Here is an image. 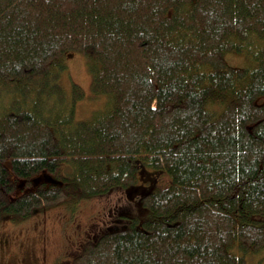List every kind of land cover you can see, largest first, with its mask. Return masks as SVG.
<instances>
[{
    "label": "trees",
    "instance_id": "trees-1",
    "mask_svg": "<svg viewBox=\"0 0 264 264\" xmlns=\"http://www.w3.org/2000/svg\"><path fill=\"white\" fill-rule=\"evenodd\" d=\"M149 169L138 212L71 264H264V0H0V218Z\"/></svg>",
    "mask_w": 264,
    "mask_h": 264
},
{
    "label": "rangeland",
    "instance_id": "rangeland-1",
    "mask_svg": "<svg viewBox=\"0 0 264 264\" xmlns=\"http://www.w3.org/2000/svg\"><path fill=\"white\" fill-rule=\"evenodd\" d=\"M228 59L235 65L243 62L240 57L232 56ZM65 61L68 76L61 77L59 82L65 87L64 90L70 89L73 82L87 90L85 99L77 103L76 107L78 118L84 120L81 117L88 116L96 104V101H92L90 92L88 61L84 55L76 53L67 54ZM148 171L140 174L139 183L150 178L153 170ZM125 191L117 189L107 196L86 201L74 212L68 206H51L36 211L26 220L13 216L1 217L0 264H69L68 261L82 244L98 238L113 224L122 225L125 222L124 217L127 216H120L118 219L117 214L133 215L136 207L126 202L128 197ZM136 193L131 190L128 194L134 197ZM143 193L142 191L139 195L142 196ZM262 220L264 222V218ZM251 260L250 264H259L260 258L252 257Z\"/></svg>",
    "mask_w": 264,
    "mask_h": 264
},
{
    "label": "flooded vegetation",
    "instance_id": "flooded-vegetation-1",
    "mask_svg": "<svg viewBox=\"0 0 264 264\" xmlns=\"http://www.w3.org/2000/svg\"><path fill=\"white\" fill-rule=\"evenodd\" d=\"M145 181V180H144ZM144 181L143 182H141V183H137L136 185H135V187L134 188H132V189H126V191H125V193H126V195H127V197H128V200L126 201V202H128V204L131 206V205H134L135 207H136V209L138 210V207H140L141 206V200H142V198L140 199L139 197H142V196H145L146 194H149V193H151L152 191H154V188L155 187H153V188H148V190H147V192H146V189H145V185H144ZM131 190H133V191H136L137 193L135 194V196L134 197H131L128 193H129V191H131ZM141 190V191H140ZM140 191V192H139ZM144 192L143 193V195L142 196H140L139 194L141 193V192ZM136 209L134 210L135 212H138V211H136ZM141 210V208L139 209V211ZM134 212V213H135ZM117 215H119V216H127V217H132V215H127L126 213H124V214H117ZM118 219H120V218H118ZM112 226H114V224L112 225ZM111 226V227H112ZM110 227V228H111ZM102 235V234H101ZM100 235V236H101ZM99 236V237H100ZM98 237V238H99ZM98 238H95V239H93L92 241H95V240H97ZM92 241H87L86 243H88V242H92ZM86 243H84V244H82V247H80V249L78 250V252L73 256V258H71L70 259V261H68V263L69 264H71L72 263V261H73V259L78 255V254H80V252L82 251V249L84 248V245H86Z\"/></svg>",
    "mask_w": 264,
    "mask_h": 264
}]
</instances>
